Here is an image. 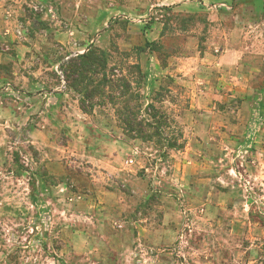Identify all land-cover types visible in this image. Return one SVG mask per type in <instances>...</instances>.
Returning a JSON list of instances; mask_svg holds the SVG:
<instances>
[{"label": "rangeland", "instance_id": "1", "mask_svg": "<svg viewBox=\"0 0 264 264\" xmlns=\"http://www.w3.org/2000/svg\"><path fill=\"white\" fill-rule=\"evenodd\" d=\"M0 264H264V0H0Z\"/></svg>", "mask_w": 264, "mask_h": 264}, {"label": "trees", "instance_id": "2", "mask_svg": "<svg viewBox=\"0 0 264 264\" xmlns=\"http://www.w3.org/2000/svg\"><path fill=\"white\" fill-rule=\"evenodd\" d=\"M105 55L98 52H89L82 56H77L76 58L70 60L67 64L66 70H64L66 82L68 84V88L73 89L76 92L81 93L83 96L80 100V107L85 113H89L96 105H99V102L96 101L97 96L105 97V92L100 90V88H91L93 85L92 77L99 74V69H103L106 71L107 62L104 57ZM106 85H108L109 89L113 87L114 91H120V88L123 87L122 92L119 94V99L122 98L125 94H127L128 90H131L130 83L126 82L124 79H120L119 82L122 84H117L114 82V79H107L104 75ZM114 97H109V99ZM132 98V97H127ZM133 99H131L132 101ZM126 109H128L127 102ZM121 124L125 126L127 135L132 139L143 138L144 140H150L160 142L163 134H160L157 131H154L153 134H148L143 130V123L137 122L136 116L132 113L127 116H122L120 118ZM144 134L143 136H141ZM178 142L176 140L169 141V149L178 150L182 147H179Z\"/></svg>", "mask_w": 264, "mask_h": 264}]
</instances>
